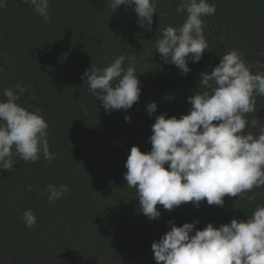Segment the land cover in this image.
<instances>
[{"label":"trees","instance_id":"1","mask_svg":"<svg viewBox=\"0 0 264 264\" xmlns=\"http://www.w3.org/2000/svg\"><path fill=\"white\" fill-rule=\"evenodd\" d=\"M180 2L159 0L151 31L138 26L132 8L112 12L107 0H50V23L22 0H6L0 8V100H6L4 89L21 85L25 92L17 103L41 110L55 154L51 162L41 154L35 163L14 156V171H0V264H156L151 244L170 230L169 221L180 227L198 220L195 232L209 223L218 228L246 221L256 205L264 206L262 186L248 193L256 196L251 203L225 196L223 207L204 200L199 208L188 202L169 211L158 204L160 217L150 220L127 187L131 147L151 150L156 116L188 114V97L200 90L202 72L210 73L232 50L242 53L253 73L264 72V0H207L216 6L214 15L202 17L207 52L188 64L187 75L155 51L162 30L186 19L176 13ZM121 54L125 68L128 57L135 61L140 97L131 109L108 114L81 77ZM255 98L256 111L246 118L264 124V97ZM151 102L157 111L150 117ZM247 132L256 135L259 127L249 124ZM48 184L67 185L68 192L50 203L43 192ZM26 210L36 216L31 229L22 221Z\"/></svg>","mask_w":264,"mask_h":264},{"label":"clouds","instance_id":"2","mask_svg":"<svg viewBox=\"0 0 264 264\" xmlns=\"http://www.w3.org/2000/svg\"><path fill=\"white\" fill-rule=\"evenodd\" d=\"M22 2L43 22H51L50 0ZM158 3L159 0H107L112 12L121 5L132 8L138 26L146 31H151ZM5 5L6 0H0V8ZM215 12V4L207 0H181L176 13H186V19L180 27L162 30L155 51L187 75L191 70L188 64L199 62L207 52L202 17ZM259 55L264 56V51ZM125 60L123 54L118 55L105 68L91 67L81 77L108 114L131 109L140 97L135 61L128 57L129 66L125 68ZM200 90L188 97L191 107L187 115L179 119L166 118L167 113L155 117L149 152L142 153L133 146L127 156L124 179L127 187L135 190L140 211L150 220L160 217L158 204L169 211L188 202L199 208L204 200L208 205L223 207L225 196L251 203L256 196L248 193L264 186V124L256 116L251 122L246 118V114L256 111V95L264 97V72L253 73L242 53L232 50L210 73L200 74ZM24 92L17 84L15 91L4 89L6 100H0V171H14V156L33 163L41 154L48 162L55 159L41 110L30 111L17 103ZM81 107L86 113V107ZM146 111L151 117L157 104L148 103ZM129 121L126 116L125 122ZM249 124L259 127L258 134L245 133ZM28 190H32L31 185ZM43 192L53 203L68 192V186L48 184ZM22 221L31 229L36 216L26 210ZM198 223L177 227L169 221L170 230L151 244L156 264H264V206L256 205L246 221L232 219L218 228L209 223L194 232Z\"/></svg>","mask_w":264,"mask_h":264}]
</instances>
